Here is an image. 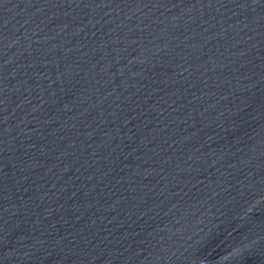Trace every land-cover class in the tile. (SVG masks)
Listing matches in <instances>:
<instances>
[{
	"label": "water",
	"instance_id": "obj_1",
	"mask_svg": "<svg viewBox=\"0 0 264 264\" xmlns=\"http://www.w3.org/2000/svg\"><path fill=\"white\" fill-rule=\"evenodd\" d=\"M0 264H264V0H0Z\"/></svg>",
	"mask_w": 264,
	"mask_h": 264
}]
</instances>
